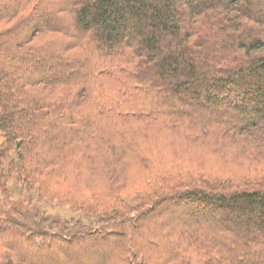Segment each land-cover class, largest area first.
I'll return each mask as SVG.
<instances>
[{
  "label": "trees",
  "instance_id": "obj_1",
  "mask_svg": "<svg viewBox=\"0 0 264 264\" xmlns=\"http://www.w3.org/2000/svg\"><path fill=\"white\" fill-rule=\"evenodd\" d=\"M263 97L264 0H0V264H264Z\"/></svg>",
  "mask_w": 264,
  "mask_h": 264
},
{
  "label": "rangeland",
  "instance_id": "obj_2",
  "mask_svg": "<svg viewBox=\"0 0 264 264\" xmlns=\"http://www.w3.org/2000/svg\"><path fill=\"white\" fill-rule=\"evenodd\" d=\"M65 19H68V17L66 16V18ZM132 24H130L129 26H130V28H131V26L133 25L134 27H136L137 25L135 24L136 22L134 21V20H132V22H131ZM132 26V27H133ZM132 29V28H131ZM130 29V34L133 36L134 35V37L136 36L135 35V32H134V30L132 31ZM65 38H66V40H68L70 37L69 36H65ZM136 38V37H135ZM135 41H138L139 42V40H135ZM68 52L70 53V55H73V54H76V50H73V52H70L69 50H68ZM48 67V66H47ZM49 69H50V67H48ZM42 71H46V70H44V68H41L40 70H35V73H37V72H42ZM49 73H50V70H49ZM191 92H192V89H187V90H182L181 92H180V95H179V97L180 98H182V99H184V100H189V103H195V100H193L192 99V97H191ZM98 94V93H97ZM96 94V95H97ZM262 101H264V97L261 99ZM219 113H224V114H230L231 112H230V109H229V106H226V107H219L218 108V110H217ZM0 140H1V134H0ZM13 193V197H14V200H15V196L18 194V191H14V192H12ZM44 205V204H43ZM222 212V213H221ZM223 212H225V211H218L217 213H215V215H214V217H215V221H216V223H219V224H222L221 222V217L224 215V213ZM63 215L64 216H71V212L69 211V210H67V211H65L64 213H63ZM205 216V215H204ZM210 216V215H209ZM209 216H208V214H206V219H204V220H202V221H204V222H208V219H209ZM173 219L174 220H176L175 218H174V216H166V220H170V222H172V226H175V223L173 222Z\"/></svg>",
  "mask_w": 264,
  "mask_h": 264
}]
</instances>
